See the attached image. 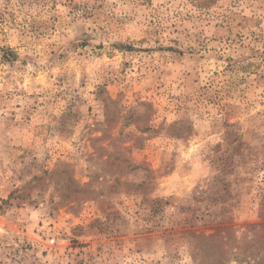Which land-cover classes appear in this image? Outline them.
<instances>
[{"label": "rangeland", "instance_id": "374dc122", "mask_svg": "<svg viewBox=\"0 0 264 264\" xmlns=\"http://www.w3.org/2000/svg\"><path fill=\"white\" fill-rule=\"evenodd\" d=\"M0 264H264V0H0Z\"/></svg>", "mask_w": 264, "mask_h": 264}, {"label": "trees", "instance_id": "16d2710c", "mask_svg": "<svg viewBox=\"0 0 264 264\" xmlns=\"http://www.w3.org/2000/svg\"><path fill=\"white\" fill-rule=\"evenodd\" d=\"M9 56L11 57L12 60L16 57V55L11 51H9Z\"/></svg>", "mask_w": 264, "mask_h": 264}]
</instances>
